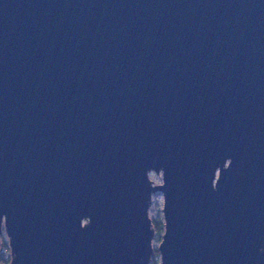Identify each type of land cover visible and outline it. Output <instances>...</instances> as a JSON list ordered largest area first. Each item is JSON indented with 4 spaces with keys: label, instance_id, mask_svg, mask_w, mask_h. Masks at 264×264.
<instances>
[{
    "label": "water",
    "instance_id": "water-1",
    "mask_svg": "<svg viewBox=\"0 0 264 264\" xmlns=\"http://www.w3.org/2000/svg\"><path fill=\"white\" fill-rule=\"evenodd\" d=\"M156 191L158 264H264V0H0L8 264H148Z\"/></svg>",
    "mask_w": 264,
    "mask_h": 264
},
{
    "label": "rangeland",
    "instance_id": "rangeland-1",
    "mask_svg": "<svg viewBox=\"0 0 264 264\" xmlns=\"http://www.w3.org/2000/svg\"><path fill=\"white\" fill-rule=\"evenodd\" d=\"M149 177L155 184L162 183L163 181L162 172L151 170L149 172ZM148 214L154 227V236L152 239L153 254L148 264H158L161 259L158 245L164 232L163 194L161 191H156L152 194ZM1 242L2 248H0V264H8L12 258V251L9 244V236L5 230L0 234V247Z\"/></svg>",
    "mask_w": 264,
    "mask_h": 264
}]
</instances>
